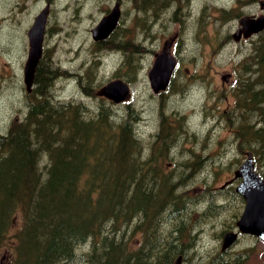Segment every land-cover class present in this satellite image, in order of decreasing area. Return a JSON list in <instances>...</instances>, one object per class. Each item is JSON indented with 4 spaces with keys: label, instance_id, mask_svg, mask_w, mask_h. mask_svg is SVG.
<instances>
[{
    "label": "trees",
    "instance_id": "1",
    "mask_svg": "<svg viewBox=\"0 0 264 264\" xmlns=\"http://www.w3.org/2000/svg\"><path fill=\"white\" fill-rule=\"evenodd\" d=\"M133 1L142 12L155 13L159 5ZM128 38L118 36L117 28L101 45L123 50L121 65L128 69L121 76L131 82L134 54L142 49ZM251 43L254 74L236 91L243 110L234 135L248 143L264 175V31ZM69 75L43 54L28 114L0 135V250L15 216L21 218L9 264H173L180 254L193 261L194 253H188L199 222L212 219L222 205L206 194L210 189L189 192L212 158L202 155L179 163L184 167L177 173L167 170L161 161L182 134L176 131L180 117H162L158 145L145 156L149 146L136 129V107L127 102L120 114L109 101H100L94 111L61 101L54 81ZM230 194L237 195L233 188ZM235 262L230 252L220 251L202 264Z\"/></svg>",
    "mask_w": 264,
    "mask_h": 264
},
{
    "label": "rangeland",
    "instance_id": "2",
    "mask_svg": "<svg viewBox=\"0 0 264 264\" xmlns=\"http://www.w3.org/2000/svg\"><path fill=\"white\" fill-rule=\"evenodd\" d=\"M116 1L121 2L122 8L118 36L130 37L127 40L140 44L142 49L134 54L136 71L131 82L121 76L128 69L121 65L126 57L123 50L101 45L102 41H95L91 33ZM252 1L169 0L164 6L156 0L160 11L156 14L157 10L138 11L133 0H0V131L7 129L16 114L22 116L28 111L23 104L28 30L35 16L49 4L43 54L52 60L53 66L70 74L54 81L52 89L61 101L81 102L93 111L100 101H109L120 114L127 102L132 103L140 113L136 129L146 149L149 146L145 156L153 153V145H158L162 132L159 137L156 133L161 131L162 117L175 113L182 124L176 131L182 134L161 163L177 173L184 167L179 163L202 155L212 158L211 165L197 174L194 186L189 188V192L196 194L210 189L206 194L214 196L213 202L222 204L212 219L200 221L197 226L193 249L188 253L193 252L196 258L191 261L183 255V264H202L208 256L221 251L223 233L243 210L241 196L230 194L237 183L234 170L248 150V143L234 135L243 110L236 91L240 82L254 74V61L249 56L254 37L236 42L232 33L237 17ZM169 43L170 52L178 58L172 80L175 86L157 93L148 71L156 54ZM93 66L96 68L90 71ZM227 73L229 77L224 78ZM115 78L130 86L128 97L119 103L100 93ZM248 117L251 120L250 113ZM231 178L232 183L221 188ZM204 206L202 202L198 210L203 211ZM17 216L0 250V264H9L14 256L13 232L21 225ZM228 251L236 259L233 264H264L263 239L244 235Z\"/></svg>",
    "mask_w": 264,
    "mask_h": 264
},
{
    "label": "water",
    "instance_id": "3",
    "mask_svg": "<svg viewBox=\"0 0 264 264\" xmlns=\"http://www.w3.org/2000/svg\"><path fill=\"white\" fill-rule=\"evenodd\" d=\"M264 8V0L262 2ZM49 8L45 7L35 18L28 31L29 52L24 66V80L27 88H32L36 67L43 53V40ZM121 15L120 3L116 2L113 8L105 14L91 29L95 40L107 38L117 27ZM242 27L233 34L235 40L242 35L249 37L264 29V14L257 17L244 16L240 20ZM177 65V58L169 53L168 46L156 55L155 61L148 72L150 83L154 91L167 88L173 71ZM229 74L224 75L228 77ZM101 94L115 102L123 101L129 94V85L122 79H115L105 84ZM247 159L235 170V176L241 177L236 190L245 199L244 209L236 225L239 231H228L224 234L222 249L229 248L239 237V234H251L264 239V177L255 168V160L251 151L247 152ZM229 183V181L227 182ZM183 256L179 255L174 264H182Z\"/></svg>",
    "mask_w": 264,
    "mask_h": 264
},
{
    "label": "flooded vegetation",
    "instance_id": "4",
    "mask_svg": "<svg viewBox=\"0 0 264 264\" xmlns=\"http://www.w3.org/2000/svg\"><path fill=\"white\" fill-rule=\"evenodd\" d=\"M260 2H261V0H253L250 4H249V6H248V9L244 12L245 14H249V15H251V16H254V15H259V14H262V13H264V10H263V8L261 7V5H260ZM256 7V8H253V7ZM236 27H238V22L236 21ZM36 84H35V79H34V86H35ZM22 87H23V85H21V90H22ZM34 88V87H33ZM26 90V89H25ZM33 90V89H32ZM31 90V91H32ZM30 91V92H31ZM2 94V88H0V95ZM25 102H23V104L27 107V109L29 110V97H28V92H25ZM28 114V111L24 114V117H23V119L25 118V116ZM20 115L19 114H16L15 115V119L17 120H19L20 119V117H19ZM12 122H13V119L11 118L10 119V122H9V125H8V127H7V129L5 130V131H0V135H3V134H6L9 130H10V128H11V125H12Z\"/></svg>",
    "mask_w": 264,
    "mask_h": 264
}]
</instances>
